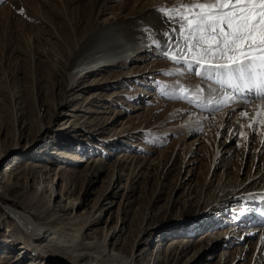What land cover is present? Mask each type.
<instances>
[{
  "label": "rangeland",
  "instance_id": "1",
  "mask_svg": "<svg viewBox=\"0 0 264 264\" xmlns=\"http://www.w3.org/2000/svg\"><path fill=\"white\" fill-rule=\"evenodd\" d=\"M139 1L110 0L101 7V16L125 14ZM151 1L157 2L152 7L154 13L165 15L159 9H181L178 4H184L181 0H143L146 5ZM99 5L100 0H0V216H5L9 200L19 207L42 210L36 217L42 222L65 226L62 215L69 209H61L57 217L50 216L54 212L49 206L54 188L62 192L70 185L73 190L69 196L85 194L90 206L113 188L116 173L121 172V188L109 205L112 209L103 214L102 224L92 226L98 238L127 216L126 239L117 249L137 255V264L154 263L157 243L159 264H254L260 258L258 235L250 238L252 243L242 256L239 246L229 244L225 237L227 234L236 241L243 232L234 225L249 229L250 222L236 223L230 205L226 216V211L224 214L216 209L211 201L218 188L214 185L217 181L209 186L214 162L219 160L213 158L215 152L229 149L227 169L233 178L242 180L253 171V157L260 148L254 139L249 143L245 140L247 124L238 126L234 117L223 120L228 105L222 104L220 98L225 96L226 87L209 97L213 106L220 103L213 112L206 106L207 101L196 105L189 99H180L173 93L182 88V94L191 97L203 89L204 79L180 74L179 66L160 56V49L151 43L149 47L155 52L138 53L146 57L137 63L138 70L147 66L143 76L146 82L124 75L136 66L127 63L80 75L77 80L83 89L69 96L67 68L78 40L85 34L84 27L90 24ZM88 84L94 85L84 87ZM142 89L153 92L146 103L140 99ZM202 95L207 97L208 91ZM73 96L75 100L69 101ZM258 128L257 138L262 126ZM16 143L22 147L11 151ZM29 162L37 168L30 169ZM100 165L105 169L96 178ZM18 169L24 172L17 181L14 173ZM221 171L222 167L217 173ZM35 172L40 177L37 182L26 178ZM48 176L54 184H45L50 180ZM6 180L11 181L9 185ZM90 180L94 182L88 193ZM242 201L238 203L245 211L256 207V216L258 210L264 213L259 200ZM89 206L80 208L79 213ZM13 219L5 216L4 223H0V264H23V253L18 256L26 241L21 236L25 233L23 227L6 233L5 224ZM55 240L58 250L67 244ZM69 247L66 251L89 252L83 247L80 251L73 245ZM27 259V264H56L34 251ZM261 259L264 264V251Z\"/></svg>",
  "mask_w": 264,
  "mask_h": 264
},
{
  "label": "bare ground",
  "instance_id": "2",
  "mask_svg": "<svg viewBox=\"0 0 264 264\" xmlns=\"http://www.w3.org/2000/svg\"><path fill=\"white\" fill-rule=\"evenodd\" d=\"M108 1L110 0H100V5L97 8V11L90 18V24L87 23L86 27H84L86 28L85 34L83 32L84 36L80 39V41L78 40V44L73 50L71 65L69 66V68H67L69 76L68 80L70 82V87L68 90L70 93L69 96L74 94L76 91L83 89V85H80V82L77 80L78 77H81L80 75L85 73H91L100 68L106 69L114 66H125L127 63H134L136 66L131 67V72H126L124 75H131V78H134L137 82H146L143 79V76L148 71L147 66H144V70L137 69L140 67L137 66V63H139L141 59H144L146 57L143 55L139 56L138 53L141 51L155 52L149 46L153 44L152 41L154 37L158 39H163V37L160 35V30L167 25L166 15L160 12H158L157 14L154 13L152 7L156 6L157 2L151 1L146 5L143 0H140L139 2H134V7L128 10L125 14H118V12L109 14L108 17H102L101 14L103 10L101 7L106 5ZM181 1L184 4L178 5H181L182 7L183 5L187 6L189 4L210 2V0ZM146 28H151V34H148L145 31ZM65 40L67 42L70 41L69 36L66 33ZM201 84L203 90L208 91L209 88H214L216 89V92L217 90H219V88L225 89L226 87V89H229L230 87L227 83H217L215 80H202ZM92 85L94 84H88L84 87H92ZM233 91H235V89H233ZM142 92L143 93L140 97L142 103H146L147 101L151 100L150 97L153 93L151 92V90L147 91L146 89H142ZM219 94L217 93L218 96ZM238 94L241 99H243L244 96H249L253 93L248 92V90L244 89L243 85L240 84V92ZM74 97L75 96L69 98V101H74ZM254 100L256 101H253L251 103L228 104V107L224 108L223 119L225 122H227L230 117H234V122H236V124L240 127L247 124V132L246 134H244L246 135L245 140L247 141V143H249L254 139L253 141L258 142L256 143V147L260 145L258 153H255L253 157L254 160H256L255 164H252L253 171L250 170L248 176L245 179L241 180L237 177L233 178L231 172L227 169L229 160L226 154H229V149H224L222 153H220V151H216L213 158H219V160H217L216 162V160L214 159V169L212 172V179L210 181L209 186L211 187L212 183L214 181H217V183L214 185H217L218 188L214 190L213 195L211 196V201L216 209L223 210L224 214L226 211L227 216V214L231 211H229L230 205V209H232L230 213H232V218L236 221V223H240L242 221H245V223L250 222V226H247V224H243L249 229H240L239 227L234 225V228H238V230L243 233H240V236L236 241L232 238H229V235L226 234L225 237L226 239H228L229 244H237L241 249L240 255L242 256V253L248 251L249 245L252 243L250 238L252 236L258 235V251H260V258L257 259L254 264H263L261 257L262 252L264 251V213L262 210H258L259 215L256 216L257 211H254L256 207H252L251 211H245L246 209L243 208L244 206L242 207L241 204L239 205L238 203L246 198V202L248 203L257 202L255 200H259V203L264 205V151H261L262 147H264V139H261L262 135L264 134V99ZM222 104H224L223 101ZM135 106L136 105H134V107ZM75 109L76 108H70L72 112ZM233 109L236 110L234 114ZM221 116L223 115L221 114ZM245 118H248V120ZM259 126H262L260 136H258V138H253V129L256 130V128H258ZM234 128L236 129V126ZM235 129L233 130V132H235ZM20 147L22 146H19V144L16 143L12 147L11 151H17ZM28 166L30 169L37 168V165L33 164L32 162H29ZM220 167H222V171L220 172V174H218L217 170ZM104 169L105 167L103 165L98 166V168H96L94 177L98 178L100 173L103 172ZM23 172V169L16 170L14 173L15 180H20L23 177ZM122 176L123 175L121 172L116 173V179L114 180L113 188L109 192L106 191L100 197V199H97V201L90 206L88 203V198L84 197L85 194L81 195L80 197V192H78V194L74 195V197L69 196V193H71V190H73L72 186L68 185L67 190L62 192H59L54 188V190L51 192V197L49 199V206H51L54 210V212L50 216H55L59 214V211L63 208V210L69 209L67 213H64L62 215L65 220L63 223L65 226L62 227L58 225L52 226L49 221L42 222L39 218H36L39 217V213L42 212V210L39 211L36 208H29L26 205L19 207L9 202V200L6 201L7 203L4 209L5 216L6 218H8V216H12L14 218V221L12 223L5 224L6 233H13V229L17 226L23 227L25 231V233L23 232L24 234L21 236H23L24 238L26 237V241L22 246L21 252L18 253V256L23 253L22 257L20 258L23 260V264L29 263L27 257H29V253H31L32 251L35 252V255L42 254L45 257H49V259L56 264H137V255L133 256L131 253L126 254L117 249V246L123 241V239H126L125 235L128 231L129 221V218L127 216L123 217L120 221H118L116 225H112L111 227H109V231H107L102 238H98L96 235H94V228L92 227L100 223L102 224V222L105 221V216H103V214L106 215L112 209V206L109 205H112L115 197H117L118 191L121 188L120 184L121 180L123 179ZM26 178L35 182L37 178L40 177L38 173L35 172L33 174L31 173L30 176L27 175ZM48 178L50 180H48V182L45 184L49 185V183H55L54 180L51 179V176H48ZM38 181L41 182L42 180ZM9 182L11 181L6 180V184H8ZM93 182L94 180H90V184L86 192H90L89 190L91 189ZM13 183H16V181H14ZM43 186L44 185L40 183L39 187L42 188ZM209 199L210 198L208 197L207 201ZM85 206H89L90 209L86 210V208H84L85 211L79 213V209ZM5 216H0L1 224L4 223ZM253 218H255L254 221ZM227 221L229 222V220H226V222ZM80 223H82V225ZM251 223L257 224L251 226ZM232 235L235 234L232 233ZM139 238H141L142 240L141 236ZM55 239H58L59 242L64 241L67 244L64 246L60 245L63 248L60 247L58 250L56 249L58 247L54 245V243L57 242ZM258 241L256 242L255 246L258 245ZM139 243H141V241ZM139 243H136V245H139ZM67 245H73L75 248L78 249V251L81 250L79 248L83 247L89 252L81 254L80 252L66 251V249L70 248L69 246L67 248ZM159 246L160 243H157L155 261L153 264H159L160 262ZM227 247L231 248L232 246L228 245ZM91 252L93 253V255L90 254ZM16 259L17 258H15V260ZM15 262H18V260H16ZM30 264L32 263L30 262Z\"/></svg>",
  "mask_w": 264,
  "mask_h": 264
},
{
  "label": "snow or ice",
  "instance_id": "3",
  "mask_svg": "<svg viewBox=\"0 0 264 264\" xmlns=\"http://www.w3.org/2000/svg\"><path fill=\"white\" fill-rule=\"evenodd\" d=\"M159 11L166 12L167 25L160 30L163 39L154 37L152 42L160 56L179 66L180 74L227 83L230 87L220 98L225 106L264 99V0H210ZM145 31L152 32L151 28ZM240 84L253 94L241 99ZM214 91L209 88L207 97L203 89L191 97L183 95L182 88L173 94L196 105L207 101L213 111L220 107L209 99Z\"/></svg>",
  "mask_w": 264,
  "mask_h": 264
}]
</instances>
